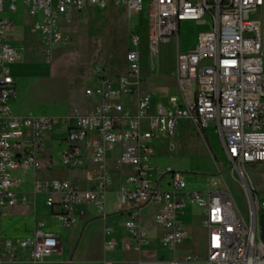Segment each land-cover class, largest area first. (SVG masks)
<instances>
[{
  "label": "built area",
  "instance_id": "1",
  "mask_svg": "<svg viewBox=\"0 0 264 264\" xmlns=\"http://www.w3.org/2000/svg\"><path fill=\"white\" fill-rule=\"evenodd\" d=\"M18 1L0 0V262L3 258L15 261L19 251L27 252L34 262L60 251L58 236L47 232L43 221H36L31 237L13 240L2 236L1 218L27 202V194L16 190L14 173L32 170L38 174L48 133L63 124L68 144L61 155L63 165L74 169L88 160L98 174L87 190L75 181L43 180L38 174L32 191L47 195L48 207L58 206L55 217L63 226L74 225L84 206L96 207L99 216L107 218L106 195L113 179L109 159L115 155L114 168L129 169L117 193L116 210L127 215L123 227L135 241V249L151 243L140 223L144 208H155L154 221L164 229V245L175 247L188 238L179 214L192 205L202 215L207 232V263L264 264V217L246 172L249 165L264 163V56L261 22L253 18L264 10V0H22L31 30L41 38L49 58L77 13L114 4L124 7L129 18L146 14V34L137 27L128 29L126 72L111 75L96 69V85L85 89L92 107L65 117L16 114L11 107L17 96L13 68L21 62L23 51L12 44L14 21L1 13L6 2L8 11L16 12ZM186 21L205 29L194 49L178 53L177 94L154 103V93L142 88V43L146 37L153 73L161 46L179 42L180 24ZM182 121L202 132L212 127L218 134L228 161L243 181L246 216L228 191L190 190L179 172L153 167L154 144L169 139L173 147ZM112 232L111 227L105 228L106 234ZM115 246L114 239L106 242L108 249Z\"/></svg>",
  "mask_w": 264,
  "mask_h": 264
},
{
  "label": "rangeland",
  "instance_id": "2",
  "mask_svg": "<svg viewBox=\"0 0 264 264\" xmlns=\"http://www.w3.org/2000/svg\"><path fill=\"white\" fill-rule=\"evenodd\" d=\"M21 2L22 0L17 2L19 6L17 12L8 11V2L5 3L2 12L3 16L7 15L17 20L18 25L21 24ZM145 18L146 14L128 18L125 8L114 4L104 10L92 8L77 13L72 22L65 27L64 39L50 58L44 52L41 38L32 32L31 24L27 22L24 42L14 40L12 42L15 47L23 51L22 63L14 70L17 87V96L11 102L14 112L55 117L84 112L91 105L89 103L91 99L85 95V89L94 87L97 83L95 70L100 68L111 75L126 72L128 27H139L146 34ZM253 18L261 22L264 56V10L255 13ZM198 29L196 24L183 23L180 41L161 46L156 64V76L148 79L154 84L151 86L154 91L160 92L165 87L174 86L178 53L185 52L194 42ZM141 54L142 71L148 75L150 55L146 37L141 46ZM170 142L169 139H162L154 144L153 167L162 169L170 167L179 172L188 183L190 190L228 191L242 213L247 215L243 181L238 178L233 164L228 161L223 144L212 127L202 132L182 121L174 136L173 147L170 146ZM63 150L64 146L52 150L53 166L60 170L54 172V177H62L66 174L60 160ZM45 166L50 167L49 163ZM88 170V179H92V182L97 180L96 170L90 167ZM246 172L257 189L260 213L264 217V163L249 165ZM77 176L82 180V186L87 187L84 181L87 179L85 171L73 170L69 177ZM169 178L167 176L165 180ZM183 221L189 230L188 238L175 247H168L163 242L164 229L154 222L152 216L142 217L140 221L142 227L150 228L151 237L155 241L147 246L148 249L153 251L157 259L178 261V264H209L206 262V229L198 214V208L189 207ZM121 222L118 221L119 224ZM104 225L103 218L94 221L98 233ZM192 258L200 262H185Z\"/></svg>",
  "mask_w": 264,
  "mask_h": 264
},
{
  "label": "crops",
  "instance_id": "3",
  "mask_svg": "<svg viewBox=\"0 0 264 264\" xmlns=\"http://www.w3.org/2000/svg\"><path fill=\"white\" fill-rule=\"evenodd\" d=\"M22 3V2H21ZM18 6V5H17ZM21 24L18 25L17 20L10 16L2 17L12 19L14 21V31H13V40L18 42H24V30L27 22L31 24V19L28 17L26 10L24 9L23 3L21 7ZM19 10V6L17 11ZM126 10V9H125ZM16 11V12H17ZM127 13V10H126ZM128 15V13H127ZM143 16V15H141ZM129 18V17H128ZM145 25L146 22L144 21ZM185 24H196L199 28L197 36L194 42L186 48V51L194 49L197 43L198 35L205 28L203 25H199L195 22H183ZM179 31V41L181 37V25ZM132 26H129L131 28ZM139 28V27H137ZM13 41V42H14ZM175 42V41H173ZM18 63L14 66L18 67ZM110 74V73H109ZM124 74V73H123ZM15 75V72H14ZM120 75V74H119ZM156 71L153 73L149 71L147 75L146 72L142 71V88L145 91H152L154 93L153 101L154 103L166 101L168 94L173 95L177 94V82L175 78V84L173 87H165L160 92L154 91L151 86L152 84L148 79L155 77ZM133 102L132 99L128 100ZM91 104L89 110L93 103L92 100H89ZM67 135V131L63 124H58L55 129L48 133L47 143L42 151L41 161L42 169L38 173L40 178L43 180H55V179H68L75 181L79 184L80 188L87 190L93 187L92 179H88L89 170L88 168L94 169L93 165L87 160L83 167H77L74 169L65 168V173L62 177H54V172H60L57 167L53 166V155L52 150L58 149L64 146L63 153L66 151L68 144L64 143ZM62 153V154H63ZM61 160V158H60ZM46 163H49L48 168H46ZM115 164V155H111L109 159V166L112 172V182L109 185L108 193L106 195L107 207L106 211L108 213L107 218H105V225L102 230L98 233L96 227L94 226V221L99 216L98 210L94 206H84L79 209L76 216V223L71 227L63 226L60 221L55 217V213L58 212L59 208L54 207L50 208L46 204L47 195L45 194H34L33 182L36 179L38 174L32 170H18L14 173V178L17 181L16 190L19 192H24L27 194V202L25 204H19L18 206L9 209L6 211L1 218V233L4 238L18 240L31 237L35 231L36 221H43L45 223V230L49 233H53L58 236L60 241V251L47 258L41 262H34L30 259L27 252L19 251L17 254V259L15 261H8L6 258H3L0 264H140L142 261H155L159 260L153 255V251L148 249L147 246H150L155 241L152 239L150 234V228L142 227L146 232L148 237L151 239L149 245L141 246L140 248L135 249V241L127 234L126 230L123 227V224L127 218L125 213L118 212L116 210V205L118 201V190L124 182V174L128 172V168L118 171L114 168ZM84 170L86 173L87 187L82 186V180L77 176L70 178V173L73 170ZM68 177V178H66ZM257 190V189H256ZM189 207H194L189 205L186 209L179 214V219L184 223L183 218ZM43 209L44 211H41ZM155 208L152 206L146 207L142 210V217L152 216L154 220ZM198 214H200L198 210ZM201 219L202 215L200 214ZM141 217V218H142ZM121 220V224L118 221ZM155 222V221H154ZM203 222V219H202ZM111 227L113 229L112 234H106L105 228ZM187 227V226H186ZM188 230V228H187ZM189 231V230H188ZM110 239H114L116 246L114 249H108L106 247V242ZM206 242H207V232H206ZM125 245H129L131 248L126 249Z\"/></svg>",
  "mask_w": 264,
  "mask_h": 264
},
{
  "label": "water",
  "instance_id": "4",
  "mask_svg": "<svg viewBox=\"0 0 264 264\" xmlns=\"http://www.w3.org/2000/svg\"><path fill=\"white\" fill-rule=\"evenodd\" d=\"M261 229H262L263 239H264V218L262 219V222H261Z\"/></svg>",
  "mask_w": 264,
  "mask_h": 264
}]
</instances>
